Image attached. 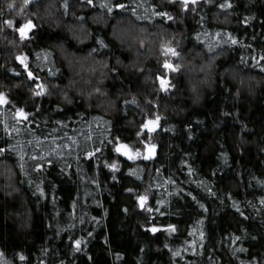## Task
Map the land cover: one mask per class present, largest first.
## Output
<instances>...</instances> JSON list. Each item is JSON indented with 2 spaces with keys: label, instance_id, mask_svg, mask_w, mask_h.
<instances>
[{
  "label": "trees",
  "instance_id": "trees-1",
  "mask_svg": "<svg viewBox=\"0 0 264 264\" xmlns=\"http://www.w3.org/2000/svg\"><path fill=\"white\" fill-rule=\"evenodd\" d=\"M11 2L0 264H264V0H33L21 15ZM26 19L29 39L5 26ZM114 137L156 157L128 159Z\"/></svg>",
  "mask_w": 264,
  "mask_h": 264
},
{
  "label": "snow or ice",
  "instance_id": "snow-or-ice-1",
  "mask_svg": "<svg viewBox=\"0 0 264 264\" xmlns=\"http://www.w3.org/2000/svg\"><path fill=\"white\" fill-rule=\"evenodd\" d=\"M33 0H23V6L17 11V15H21L23 13V9L25 7H27L30 3H32ZM196 3V0H183V4H184V8L187 9L188 3ZM87 3L89 5H91L93 3V0H87ZM228 7H230V3L227 5ZM64 7L67 8L68 4L65 2ZM115 7L117 8H121L123 9L125 7L124 4L122 3H117L115 5ZM221 7H225V5H221ZM8 8L9 9H16V5H15V0H12L11 3L8 4ZM109 11H111L112 9L109 8ZM157 15L161 16V17H167V19L171 20L173 19V17L171 15H169L167 12H158L156 13ZM5 26L6 27H11L14 29L15 32L19 33V37L21 40H25V39H29V35L28 33L34 29L36 27V24L31 20V19H26L19 27H16L15 23L13 20H7L5 21ZM170 41L168 44L164 45V47L166 48V52L165 55H167L168 53H171L173 56H178L179 53L176 51V49L174 47H170ZM232 43H236L235 39H232ZM17 59L20 61L21 65L23 66V68L25 70H27V75L29 78H33L34 77V73L29 69V65L26 63V56H19L17 57ZM262 59H264V57H262ZM104 67H107V64L104 65ZM165 67L167 68H171L174 71H179V67L178 65H172L171 63L165 61ZM112 72H116L117 69L116 68H112L111 69ZM160 80V85L161 88H163L164 91H168L170 88H175L174 84H170V82L168 80H166L164 77H159ZM37 88H40L41 90L38 92H35L36 96H40L43 95L47 89L43 86V85H36ZM97 92L100 91L99 88L96 89ZM67 99V97H66ZM6 97L4 93H0V103H6ZM17 115L20 116L23 119H27L28 118V113H26L24 111V109H19L17 112ZM160 116L156 115L154 119H148L146 122L142 123L141 125V131L137 132L136 135L139 137L143 134V130L147 129L148 133H149V139H150V134L152 132H154L156 130L157 127H159V120H160ZM113 143H114V150L117 153L122 154L123 156L127 157L128 159H135L138 156H140L142 153L140 151V149H134L132 148L129 144L123 142L120 140L119 137H114L113 138ZM146 147H147V151L150 153V155L145 156L146 159L151 158L152 155H154V149L156 147V145L154 144H147V142H145ZM4 150L0 149V153H2ZM97 151H99V149H97ZM42 167V165H41ZM108 167L113 169V170H118V165L117 163H111L108 164ZM113 179H115V177H113ZM131 191V190H130ZM137 199L140 201V207L143 208L144 207V202L146 201L147 197L146 196H138ZM262 203H264V200L261 201ZM168 227H170L172 230H175V226L174 225H169ZM151 231L153 233L159 231V229L156 226H152L151 227ZM202 235V234H201ZM237 240L240 239V237H236ZM76 247L77 249L80 248L81 246V241L80 240H76L75 241ZM3 253H0V256H2ZM21 258L23 259V256H21Z\"/></svg>",
  "mask_w": 264,
  "mask_h": 264
},
{
  "label": "water",
  "instance_id": "water-1",
  "mask_svg": "<svg viewBox=\"0 0 264 264\" xmlns=\"http://www.w3.org/2000/svg\"><path fill=\"white\" fill-rule=\"evenodd\" d=\"M183 1V0H182ZM148 155H150V153L147 151V149H146V152H145V156H148ZM123 156V155H122ZM156 157V152L154 151V155H152L151 156V158H148V159H146L145 157H144V159L145 160H151V159H154Z\"/></svg>",
  "mask_w": 264,
  "mask_h": 264
},
{
  "label": "rangeland",
  "instance_id": "rangeland-1",
  "mask_svg": "<svg viewBox=\"0 0 264 264\" xmlns=\"http://www.w3.org/2000/svg\"><path fill=\"white\" fill-rule=\"evenodd\" d=\"M171 54V53H170ZM144 155H145V149H144V152L142 153V155H140V156H138L137 158H139V157H144ZM136 159V158H135ZM131 160H134V159H131Z\"/></svg>",
  "mask_w": 264,
  "mask_h": 264
}]
</instances>
